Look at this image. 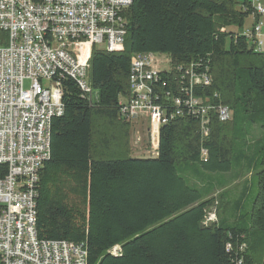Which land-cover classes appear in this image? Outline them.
Returning <instances> with one entry per match:
<instances>
[{"label": "trees", "instance_id": "1", "mask_svg": "<svg viewBox=\"0 0 264 264\" xmlns=\"http://www.w3.org/2000/svg\"><path fill=\"white\" fill-rule=\"evenodd\" d=\"M252 13L247 0H132L121 49L92 52L93 101L74 80H59L63 113L51 122L36 186L38 240L83 243L87 264H264V143L254 158L247 149L235 155L229 127L241 120L264 130V53L242 36ZM136 54L167 57L150 96L167 121L149 158L129 156L130 128L118 118ZM189 69L207 79L188 91L210 109L206 136L184 103ZM220 106L228 122H219ZM5 173L0 166V179ZM249 174L250 211L218 220L214 194ZM215 204L217 221L205 225Z\"/></svg>", "mask_w": 264, "mask_h": 264}, {"label": "built area", "instance_id": "2", "mask_svg": "<svg viewBox=\"0 0 264 264\" xmlns=\"http://www.w3.org/2000/svg\"><path fill=\"white\" fill-rule=\"evenodd\" d=\"M252 24L242 32L255 52L261 51L264 0H247ZM132 0H0V264H87L83 243L38 240L36 186L38 174L50 157L51 122L63 113L60 78L74 80L91 103L89 62L93 50L116 52L126 35L125 12ZM153 54L130 60V97L120 102L118 118L130 125L141 116L149 120L148 141H156L166 123L160 107L150 101L152 82L166 67ZM163 63V62H162ZM164 65V63H163ZM188 91L207 79L187 71ZM28 83V88L24 87ZM187 111L200 118L207 135L208 106L187 94ZM179 106L180 101H174ZM220 123L230 112L220 106ZM177 111L175 115H179ZM151 155V156H152ZM201 157L206 153L201 150ZM216 204L204 224L216 223ZM118 248L112 249L115 255Z\"/></svg>", "mask_w": 264, "mask_h": 264}, {"label": "rangeland", "instance_id": "3", "mask_svg": "<svg viewBox=\"0 0 264 264\" xmlns=\"http://www.w3.org/2000/svg\"><path fill=\"white\" fill-rule=\"evenodd\" d=\"M260 20L262 23L261 52L264 53V16ZM251 23L252 19L248 18L242 31L250 28ZM233 31L237 32L236 29H234ZM157 57L161 59V61L159 62V64L162 65L161 67H166L167 57ZM162 62L164 63V65ZM24 87L27 89L28 83H25ZM229 127L234 134L233 153L237 155L238 153H241V151L244 152L246 151L245 149H247L251 153L250 157H256L255 153H257V149L260 146V143H264V130L262 128L256 127H252L250 130L247 125L242 126L241 120L234 121L229 125ZM129 128V156L132 158H149L153 153L151 145L154 147L156 141H148V134H150V132L152 131L148 118L146 116L139 117L129 125ZM244 131L248 132V135H245ZM123 156L124 155L122 154L120 158H122ZM242 188L246 189V191H244L245 195L243 197L244 204H242V207L239 210H235V208L232 206V201L238 200L240 198L239 193ZM221 193V191H217L213 196L218 202H220L219 200H221V205L218 211V220H236L238 216L244 213H248L251 209L252 200L257 193L256 179L255 177H252V174H249L244 178L238 180L236 184L231 185L230 187L228 186L227 190L224 192V194H226L227 196V203L224 202L225 198H220L222 195Z\"/></svg>", "mask_w": 264, "mask_h": 264}, {"label": "crops", "instance_id": "4", "mask_svg": "<svg viewBox=\"0 0 264 264\" xmlns=\"http://www.w3.org/2000/svg\"><path fill=\"white\" fill-rule=\"evenodd\" d=\"M156 155V154H155ZM155 155H152V156H155ZM237 182H235V183H233V184H231V185H234V184H236ZM231 185H229V187L231 186ZM228 188V187H227ZM227 188H225L224 190H222L221 192H222V194H224V192L227 190ZM244 190L245 189H241V191H240V193H239V196L240 197H242L243 196V193H244ZM226 196V194H224V197ZM227 196L225 197V200H224V202H226L227 203ZM233 203H232V206L234 207V208H237L238 207V201L237 200H234V201H232Z\"/></svg>", "mask_w": 264, "mask_h": 264}]
</instances>
